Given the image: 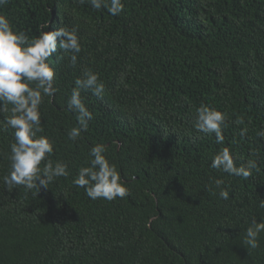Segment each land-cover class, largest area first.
I'll return each mask as SVG.
<instances>
[{
    "label": "trees",
    "instance_id": "16d2710c",
    "mask_svg": "<svg viewBox=\"0 0 264 264\" xmlns=\"http://www.w3.org/2000/svg\"><path fill=\"white\" fill-rule=\"evenodd\" d=\"M123 2L118 16L81 0L0 8L29 38L51 23L77 28L82 44L76 66L71 53L56 54L57 92L41 105V134L55 142L51 159L68 165V177L38 194L7 191L14 130L0 114V264H264V233L257 249L242 243L252 220L264 218V0ZM88 69L105 92H82L93 119L71 141L77 121L67 100ZM202 104L228 114L223 144L194 128ZM97 143L129 196L91 200L73 185ZM224 147L238 166L256 161L249 178L210 167Z\"/></svg>",
    "mask_w": 264,
    "mask_h": 264
},
{
    "label": "clouds",
    "instance_id": "9594fccd",
    "mask_svg": "<svg viewBox=\"0 0 264 264\" xmlns=\"http://www.w3.org/2000/svg\"><path fill=\"white\" fill-rule=\"evenodd\" d=\"M85 2L95 10L106 9L111 16H118L125 7L123 0H81V3ZM8 3L9 0H0V8ZM49 28L51 30H44ZM81 51V37L75 27H53L51 23H45L40 26L38 35L29 38L25 32L15 29L6 15L0 14V114H6L5 130H14V142L10 144L7 157L10 169L3 176L7 191L22 186L26 191L34 190V194H38L41 189H49L48 186L57 178L70 175L65 162L51 159L55 142L41 134V105L44 97H52L57 92L54 87L57 74L55 64L63 56L56 54L71 53L69 62L76 66ZM74 84L67 100V110L76 114L77 121V126L67 133L71 141L79 139L93 119L92 112L82 99V92L90 91L98 97L105 92V84L99 74L90 69L84 70L82 77H78ZM227 119L226 112L202 104L196 109L194 128L200 133L214 134L216 143L223 144ZM237 122L242 124L243 119ZM247 131V128H242L240 135L245 136ZM257 134L264 138V131ZM106 152L107 147L102 143L92 146L87 166H81L72 180L73 185L83 188L91 200L113 201L130 195V188L117 166L109 161ZM236 161L230 148L224 147L213 156L210 167L244 179L249 178L258 167L256 161L251 159L239 166ZM223 183L221 179L215 180L216 187L220 188L219 196L228 200L229 191L221 187ZM259 207L264 208V199H261ZM261 233H264V218L260 222L253 219L246 229L243 245L257 249Z\"/></svg>",
    "mask_w": 264,
    "mask_h": 264
}]
</instances>
